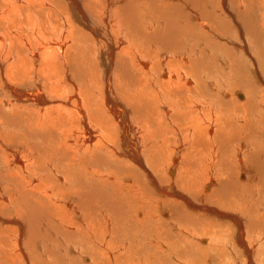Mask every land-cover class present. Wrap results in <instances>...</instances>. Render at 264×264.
Segmentation results:
<instances>
[{
    "label": "bare ground",
    "instance_id": "1",
    "mask_svg": "<svg viewBox=\"0 0 264 264\" xmlns=\"http://www.w3.org/2000/svg\"><path fill=\"white\" fill-rule=\"evenodd\" d=\"M66 1L0 0V264H264V0Z\"/></svg>",
    "mask_w": 264,
    "mask_h": 264
},
{
    "label": "rangeland",
    "instance_id": "2",
    "mask_svg": "<svg viewBox=\"0 0 264 264\" xmlns=\"http://www.w3.org/2000/svg\"><path fill=\"white\" fill-rule=\"evenodd\" d=\"M56 1H57V0H56ZM64 1L67 2L66 0H64ZM153 1H154V0H152V1L150 0V2L148 3V4H151V5H146V4L144 5L143 8H144L145 10H143V11H144L143 13H145V11L149 13V12L151 11V8L155 9V10L152 9V10H153L152 12H154V11L156 12V10H157L156 8H158V5L156 6V5H155V2H153ZM152 5H154V6L151 7ZM161 8H162V7H160V9H161ZM147 9H149V10H147ZM141 10H142V9H141ZM140 13H141V11H140ZM150 13H151V12H150ZM153 14L155 15V13H153ZM156 14H158V13H156ZM140 16L142 17L141 14H140ZM155 16H156V15H155ZM141 17H140V19H141ZM156 17L159 18L158 15H157ZM142 19H143V17H142ZM143 21H144V20L141 21V24H143ZM155 21H156V20H155ZM141 26H143V25H141ZM242 179H243V178H242Z\"/></svg>",
    "mask_w": 264,
    "mask_h": 264
}]
</instances>
